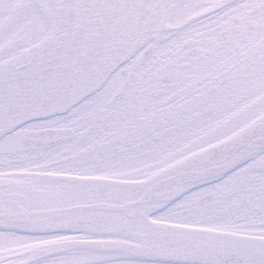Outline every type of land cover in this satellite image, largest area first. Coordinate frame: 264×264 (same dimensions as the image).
Here are the masks:
<instances>
[{"label": "snow or ice", "instance_id": "obj_1", "mask_svg": "<svg viewBox=\"0 0 264 264\" xmlns=\"http://www.w3.org/2000/svg\"><path fill=\"white\" fill-rule=\"evenodd\" d=\"M0 264H264V0H0Z\"/></svg>", "mask_w": 264, "mask_h": 264}]
</instances>
